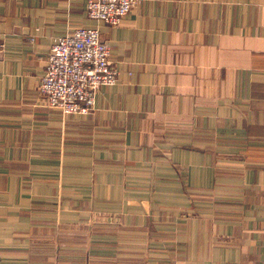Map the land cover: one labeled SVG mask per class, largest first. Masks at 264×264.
<instances>
[{"label":"crops","instance_id":"obj_1","mask_svg":"<svg viewBox=\"0 0 264 264\" xmlns=\"http://www.w3.org/2000/svg\"><path fill=\"white\" fill-rule=\"evenodd\" d=\"M98 26L94 108L38 89L53 40ZM0 264H264V0H0Z\"/></svg>","mask_w":264,"mask_h":264},{"label":"built area","instance_id":"obj_2","mask_svg":"<svg viewBox=\"0 0 264 264\" xmlns=\"http://www.w3.org/2000/svg\"><path fill=\"white\" fill-rule=\"evenodd\" d=\"M137 0H85L89 17L116 24ZM119 70L110 60V48L98 26L77 27L58 35L46 54L38 89L46 104L63 114L87 113L94 107L98 89L113 85Z\"/></svg>","mask_w":264,"mask_h":264},{"label":"rangeland","instance_id":"obj_3","mask_svg":"<svg viewBox=\"0 0 264 264\" xmlns=\"http://www.w3.org/2000/svg\"><path fill=\"white\" fill-rule=\"evenodd\" d=\"M0 45H1V43H0ZM94 108V107H93Z\"/></svg>","mask_w":264,"mask_h":264}]
</instances>
